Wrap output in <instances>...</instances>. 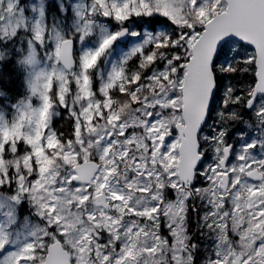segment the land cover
Returning <instances> with one entry per match:
<instances>
[{
  "label": "snow or ice",
  "instance_id": "6c2138e0",
  "mask_svg": "<svg viewBox=\"0 0 264 264\" xmlns=\"http://www.w3.org/2000/svg\"><path fill=\"white\" fill-rule=\"evenodd\" d=\"M57 7L0 0V81L26 89L0 110V264H198L197 233L203 264H264V0Z\"/></svg>",
  "mask_w": 264,
  "mask_h": 264
},
{
  "label": "rangeland",
  "instance_id": "374dc122",
  "mask_svg": "<svg viewBox=\"0 0 264 264\" xmlns=\"http://www.w3.org/2000/svg\"><path fill=\"white\" fill-rule=\"evenodd\" d=\"M23 2L28 3V2H30V0H23ZM47 3H48V12H49V15H51L53 13L59 15V13H58V7H57V0H47ZM70 21H71V14H69V22ZM162 28H163L162 25H158L157 28H156V31H160V30H162ZM137 42L138 41L135 38H127L125 41L115 42V44H114L115 52L112 53V55L109 56V63H111L113 61L119 62L120 58L127 51H129L130 48L132 46H134V44L137 43ZM77 46L79 47V45H77ZM254 51H255V49L252 46H249L247 48H242L241 49L242 56L241 57H237V60L239 58H241L242 59L241 61H243V59L247 58L248 56H251L254 53ZM134 59H136V58H134ZM100 64H101V67H104L103 61H101ZM137 64H138V60L136 59L135 60V63L132 66L129 65L128 67L130 69H132V68H135ZM237 67L240 68V69L247 68V71L240 70V72L242 74H240L238 76L237 75H234V74H231V73L228 74L227 77L224 79L223 84L224 85L234 86L237 89H243V88H245L246 85L252 83V81H253V79H251L252 77L251 76H246V75H248V74L249 75L250 74H254L255 75V68H254V66L249 67L248 65H245L243 63H238ZM245 73H248V74H245ZM20 75L24 79V73L22 71H21V74ZM21 88H22V95L19 98H17V99H9V100H7V102L2 107L0 106V110H4L6 112L11 113V109H8L6 106L9 103H15V102H17L18 100L24 98L25 95H26V89H25L24 84L21 85ZM1 91H2V89H0V92ZM237 94L239 95V94H242V93L238 92ZM117 98H121V97H117ZM33 103L35 104L36 101L34 100ZM60 111H61V114L67 113V112L63 111L62 109ZM241 111H243V109H241ZM214 115L215 114H213V116ZM244 115H245V119H247L248 118L247 113H245ZM54 119H55V117H54ZM212 122H213V120L212 119H209V124H211ZM230 127L236 128L238 126L235 125V124H232V125H230ZM229 142H232V134L229 135ZM209 155H211V153H209ZM206 163H207V161H206ZM198 183L202 185L204 182L202 180H200V181H198ZM169 196L171 197L172 194L169 193ZM195 203L198 206H200L199 200L195 201ZM200 207H201L200 214L202 215L203 214V209H202V206H200ZM27 211H28L27 207L24 208V210H22L21 216H23L24 214H26ZM196 218L197 217L195 215V220H196ZM31 220H32V222H36V218L35 217H32ZM192 231L195 232V227H192ZM164 234L167 235L166 232ZM195 240L198 241L200 243V245H201L200 252L198 254L199 255L198 264H203L205 257L208 254H210L211 246L213 244V240L211 239L210 235H209V237H204L201 233H197L196 234ZM205 249H208V251L206 252Z\"/></svg>",
  "mask_w": 264,
  "mask_h": 264
},
{
  "label": "trees",
  "instance_id": "16d2710c",
  "mask_svg": "<svg viewBox=\"0 0 264 264\" xmlns=\"http://www.w3.org/2000/svg\"><path fill=\"white\" fill-rule=\"evenodd\" d=\"M135 60L136 59L134 58L130 60L128 66L129 65L132 66L135 63ZM241 60H242L241 58L238 59V61H241ZM20 74H21V71H14V72L6 73L3 81H0V89H2L0 93H4L3 96H0V106L1 107L7 102V100L17 99L22 95L21 85L23 84V77ZM231 74L238 76L242 73L240 71H237ZM245 74H248V73H245ZM246 76H251L252 77L251 79L254 78V74H250V75L248 74ZM53 127L57 129L58 131L67 134L72 131V121L71 119H69V116L67 113L61 114L58 117H55V119L53 120ZM26 207L27 205H25L24 208ZM189 215L192 221V227H195V215L191 211Z\"/></svg>",
  "mask_w": 264,
  "mask_h": 264
},
{
  "label": "water",
  "instance_id": "95a60500",
  "mask_svg": "<svg viewBox=\"0 0 264 264\" xmlns=\"http://www.w3.org/2000/svg\"><path fill=\"white\" fill-rule=\"evenodd\" d=\"M126 39H127V38H126ZM126 39H124V40H126ZM124 40H123V41H124ZM252 47L254 48V46H252Z\"/></svg>",
  "mask_w": 264,
  "mask_h": 264
}]
</instances>
